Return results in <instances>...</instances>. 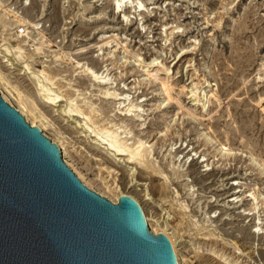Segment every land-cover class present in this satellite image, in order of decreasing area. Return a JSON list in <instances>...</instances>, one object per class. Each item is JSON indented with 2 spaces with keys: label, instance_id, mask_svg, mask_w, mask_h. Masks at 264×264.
Here are the masks:
<instances>
[{
  "label": "rangeland",
  "instance_id": "374dc122",
  "mask_svg": "<svg viewBox=\"0 0 264 264\" xmlns=\"http://www.w3.org/2000/svg\"><path fill=\"white\" fill-rule=\"evenodd\" d=\"M0 1L5 22L28 21L19 38L20 28L0 23V46L21 42L34 56L33 70L47 64L61 74L64 91L98 106L97 125L148 141L150 159L179 172H169V196L159 179L132 169L36 98L51 122L48 138L63 142L85 180L111 196L106 184H117L152 221L167 218L175 226L177 211L186 209L188 227L177 246L186 264H226L217 254L264 264V0H125L118 11L116 0ZM3 55L0 70L11 86L34 94L18 60ZM87 70L99 74L101 86H92ZM205 81L203 89L198 83ZM162 82L173 100L159 90ZM104 88L132 102L139 117L125 116V105L118 109Z\"/></svg>",
  "mask_w": 264,
  "mask_h": 264
},
{
  "label": "water",
  "instance_id": "95a60500",
  "mask_svg": "<svg viewBox=\"0 0 264 264\" xmlns=\"http://www.w3.org/2000/svg\"><path fill=\"white\" fill-rule=\"evenodd\" d=\"M0 264H178L131 196L88 188L0 93Z\"/></svg>",
  "mask_w": 264,
  "mask_h": 264
},
{
  "label": "bare ground",
  "instance_id": "6f19581e",
  "mask_svg": "<svg viewBox=\"0 0 264 264\" xmlns=\"http://www.w3.org/2000/svg\"><path fill=\"white\" fill-rule=\"evenodd\" d=\"M123 1H125V0H116V2L114 4L116 11H118L121 8ZM0 8H4L1 1H0ZM6 8H7V6H6ZM8 10H10L9 7H8ZM0 12H2V11L0 10ZM11 13H12V11H11ZM8 15L9 14H8L7 10H5L3 12V15L0 16L1 17L0 23L3 25L4 28H6L8 25L10 27L15 26L17 28H20L19 27L20 24L24 25L25 22L28 23V21H26V20L24 21L21 17L19 18V17L15 16V20L13 22L11 21L12 23L8 24L7 22H5L3 20V17L8 16ZM34 26H35V24H34ZM14 31H16V30H14ZM15 33H16V37L19 38L23 33H25V30L20 28L19 31H17ZM30 34H32V33L30 32ZM42 39H44L43 36L38 38V39L35 38V40H38L40 42H42ZM5 40L6 39H3L2 42H4ZM25 40H27V39H25ZM5 45L3 44L0 46V54L4 53L3 56L8 57V58L13 57L14 62H15V60H18L17 63L20 66L19 68L22 71L27 72V75L31 78L32 84L35 88V93L32 95H27L24 93V91L19 89L17 87V85L11 86L9 78L7 76H5L6 74H4L1 70H0V93H1L2 97L4 98V100L7 103H9L11 106L16 108L24 116V118L26 119V121L30 125L39 127L44 132V134L48 137V135L46 134V131L49 127V123L51 124V122H49L48 116L38 107V105H36V102H35L36 98L42 99L47 105L55 108V110L64 119H66V121L71 123L75 127V129L78 128V129H81L83 132L88 133L96 141V143H99V144L105 146V148L108 152H110L111 154H114V156H116V157H119L122 160V162L131 166L132 169L141 168V170L147 176H149L151 179H154V178L159 179L160 183H161L160 186H161V188L164 189V191L166 193L167 190H165V189H167V187H168L167 185L169 184V176H170L169 174L171 173L173 175H177V174H179V172H175V170L169 171L170 169H168V168H167L168 169L167 170L165 168H160L159 166H157L158 164L156 165V163H154L150 159V156H151L150 148H151V146H147L148 141L146 142V141L139 140V141L132 142L129 138H127V136H124V134H127V130H124L123 132H119L120 130L113 129L112 128L113 126H111V127L107 126V123L104 124L105 122L103 123L104 125H102V126H99L101 123L100 124L98 123L99 125H97L96 120L101 115L100 110H99L98 106L96 107L92 102H89L87 100L86 95L82 96L80 94L82 97H79V94L76 95V94H71L67 90L64 91L65 86H62L59 83V77L61 76V74L58 72L52 71V69L45 66L47 64H42L43 65L42 69L36 68L37 70H33L31 68L33 63L30 62V59L33 61L34 56L30 53H27V51L25 49H23L21 42L13 44V49H12V46L10 48V47L5 46ZM35 50L37 52L40 50V48L37 47ZM11 58H9V60ZM61 58H63V57H61ZM14 65H16V63H14ZM83 72H86V71L84 70ZM88 72H90V74L93 78V83H92L93 85L92 86H98V85L101 86L102 81H101V77L99 76V74H97L94 71H90V70ZM155 76H157V75H155ZM205 83H208V85H209V82H207V81L202 82V83H198V85H200V86L202 85V87L204 86L203 89H206L208 86H206ZM195 86H196V89H198L197 85H194V87ZM12 89H14V90H12ZM196 89H195V91H196ZM159 90L164 91V93L167 96L165 98L167 101L174 99L171 95V91L169 89V86L165 82H162L161 86L159 87ZM76 91L78 92V90H76ZM111 91L108 88H104L102 90V94L107 99H113L114 102H116V107L118 106V109H120V107L125 105L126 100L123 98H118V94L112 93ZM197 99H198V102H200L201 99H199V98H197ZM160 105H162V103ZM135 108H136V106L132 102H129L128 104L125 105V107L123 109L121 108V110L124 112L125 116L131 115L134 117H139V114H134V112H136L134 110ZM158 108H161V106H159ZM99 119H101V118H99ZM108 123H110V122H108ZM115 128H116V126H115ZM120 129H121V127H120ZM51 140L60 147L64 161L67 163V165L74 171V173L78 176V178L81 181H83V183L88 188L97 192L98 194L102 195L103 197L109 199L113 203H117L121 196H124V195L131 196L142 207L140 200L136 196L129 194L128 192H125L122 189H118L119 187L116 183H115L116 185L109 184V183L106 184V187L109 190V192L112 193V196L106 195L104 192H101L100 190L99 191L96 190L95 189L96 187H95L93 181L85 180V178H83L84 176H82V174L76 168H74V166L69 162V160H68L69 152L64 147L63 142H61V140H59V139L58 140L51 139ZM221 153H222V149H221V151H219L218 154H221ZM184 175L185 174H181L179 176H184ZM191 186L192 185L187 184V187H188L187 191L191 190ZM167 195H169V194H167ZM252 196H254L255 199L257 198L256 194L252 193ZM165 199H166V196L163 197V200L164 201L168 200V199H166V200ZM173 200L175 201L176 199H173ZM171 205H172V203H171ZM182 206H183V204H182ZM182 206H181L180 202H177L178 209L180 208L183 210ZM185 210L181 211V212L177 211V212H179V213H177L179 221H177V224L175 226L171 225V223L169 222V220L167 218L166 219L163 218L162 220L156 219V220L152 221V220L148 219L147 215H145V218L147 219V224H148L150 231L152 233H154L156 235L159 233H164L165 235L168 236V238L170 239L172 246L174 248V252L176 254V257L178 259V264H186L185 263V260H186L185 256L182 255L177 249L178 240H179V238H182L180 236L181 228L186 226L187 223L189 222V218H188V215H187ZM201 221H202V219H201ZM205 221H206V219H203L202 222H205ZM198 223H200V222H198ZM201 224H204V223H201ZM187 227H188V225H187ZM206 237H208V236H206ZM217 255L220 256V258L224 259L226 261V264H242L239 261V259H233L230 261V257H228L225 254H217Z\"/></svg>",
  "mask_w": 264,
  "mask_h": 264
}]
</instances>
